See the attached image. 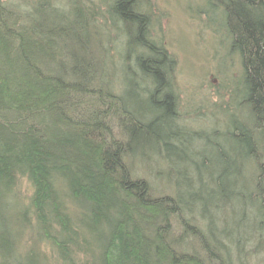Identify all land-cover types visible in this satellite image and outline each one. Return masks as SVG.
Segmentation results:
<instances>
[{
  "label": "trees",
  "instance_id": "16d2710c",
  "mask_svg": "<svg viewBox=\"0 0 264 264\" xmlns=\"http://www.w3.org/2000/svg\"><path fill=\"white\" fill-rule=\"evenodd\" d=\"M203 1L195 127L154 0H0V264H264V0Z\"/></svg>",
  "mask_w": 264,
  "mask_h": 264
},
{
  "label": "rangeland",
  "instance_id": "374dc122",
  "mask_svg": "<svg viewBox=\"0 0 264 264\" xmlns=\"http://www.w3.org/2000/svg\"><path fill=\"white\" fill-rule=\"evenodd\" d=\"M154 2L160 25L157 31L177 60L176 79L183 113H190L186 116L190 124L200 126L193 119L194 111L200 106L207 110L217 102L218 93L226 91L223 86L230 78L237 82L238 60L231 56L220 16L204 17L198 12L204 6L203 0ZM27 187L22 182L24 192L28 191Z\"/></svg>",
  "mask_w": 264,
  "mask_h": 264
}]
</instances>
